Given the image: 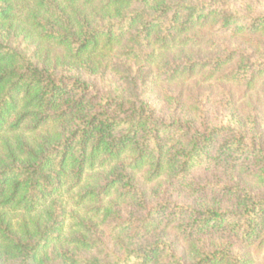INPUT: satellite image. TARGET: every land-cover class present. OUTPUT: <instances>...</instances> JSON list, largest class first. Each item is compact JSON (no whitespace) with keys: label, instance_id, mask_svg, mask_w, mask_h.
<instances>
[{"label":"trees","instance_id":"16d2710c","mask_svg":"<svg viewBox=\"0 0 264 264\" xmlns=\"http://www.w3.org/2000/svg\"><path fill=\"white\" fill-rule=\"evenodd\" d=\"M204 26L264 35V14L243 15L232 0H0V134L5 127L46 129L0 151V264H248L226 243L200 239L264 241V129L238 116L231 100L224 105L230 112L215 119L202 100L149 97L154 76L172 82L231 64L232 52L215 59L185 53L191 33ZM232 70L233 79L250 85L264 73V58L238 61ZM199 170L230 174L232 185L190 187L216 191L230 207L158 203L138 221L134 242L118 249H108L84 220L61 235L58 196L86 172L99 173L83 196L104 222L113 213L111 203L103 205L112 192L118 201L144 203L135 177L142 171L148 182L163 177L186 187ZM8 210L29 219L14 226ZM163 214L177 219L181 253L156 235Z\"/></svg>","mask_w":264,"mask_h":264},{"label":"rangeland","instance_id":"374dc122","mask_svg":"<svg viewBox=\"0 0 264 264\" xmlns=\"http://www.w3.org/2000/svg\"><path fill=\"white\" fill-rule=\"evenodd\" d=\"M235 7L243 15L255 17L264 14V0H232ZM192 40H188L184 50L190 51L194 57L201 59L206 58H221L228 55L229 52L234 54L231 64L227 67L220 69H210L209 66L203 69H197L193 75L189 77H181L175 81L169 82L163 80V76L156 78L154 76V85L149 90V97L155 101L162 100L164 93L167 96H175L182 94L185 96V101L189 105V100H192V105L202 100L206 113L213 116L215 119H220L228 112L224 108L225 103L231 100L233 110L241 118L246 119L249 123L255 121L261 125V130L264 129V73L256 75L250 85L245 84L243 81L233 79L232 68L236 63L244 60V63H258L264 58V35H253L246 32V29L236 31L229 30L221 32L215 30L213 27L204 26L195 29L191 33ZM174 51L179 50L176 47ZM235 54H237L235 56ZM189 54H184L186 56ZM243 59V60H241ZM153 73L157 69V64L152 66ZM162 99H159L161 98ZM189 98V99H188ZM188 99V100H187ZM196 100V103L195 101ZM173 107V104H170ZM207 114V115H208ZM46 129L38 132H30L27 126H22L18 131L11 132L7 127L0 134V151L2 150L5 142L14 144L18 139H24L27 142L38 139V135L45 132ZM99 173L93 171L86 172L82 181L78 185L67 184L63 192L58 196V203L63 207L64 212V225L62 227L61 235L68 236L73 230L77 229V223L91 222L94 227V235L102 241L108 249L122 248L134 240L131 235L136 227L138 221L147 215L148 211L158 203H174L181 207L195 208L200 205L205 207L208 205H219L222 209L230 207L228 197L218 194L216 191L198 193L196 190L191 189L194 185L203 184H230L232 178L229 173L213 172L199 170L195 172L190 178L188 186H173L166 182L165 178H160L153 182H148L143 174V171L137 174L136 182L141 186L144 191V203H138L130 197L121 198L120 201L116 200L117 195L113 192L107 196L103 205L106 206L111 203L113 213L110 217L100 221L101 217L94 215L95 211L93 206L96 204L90 201L89 197L83 196L86 189H91L98 185ZM189 180V179H188ZM189 183V181H188ZM170 207V206H168ZM168 213H172L168 210ZM6 218L12 222L14 226L21 223L22 220H28L21 211L8 210ZM161 226L157 230L161 238L174 241L178 247L177 253H181L185 249L183 234L181 230L174 226L176 220L172 215L167 217V214L161 216ZM135 219L134 224L130 229H124L120 232L114 231L113 226L123 225L124 222ZM184 220V219H183ZM186 222V221H185ZM204 237L200 239L201 242L208 244L211 241H218L225 244L226 248L236 256L242 257L247 260L248 264H264V241L252 246H246L235 239L227 237ZM142 239V238H141ZM152 239L150 237L143 240ZM212 239V240H211ZM138 241H140L138 239ZM173 242V243H174ZM101 255H105L101 252Z\"/></svg>","mask_w":264,"mask_h":264}]
</instances>
